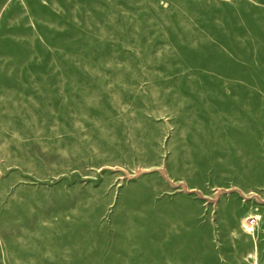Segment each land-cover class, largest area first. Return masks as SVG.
I'll return each instance as SVG.
<instances>
[{"label":"rangeland","instance_id":"obj_1","mask_svg":"<svg viewBox=\"0 0 264 264\" xmlns=\"http://www.w3.org/2000/svg\"><path fill=\"white\" fill-rule=\"evenodd\" d=\"M0 264H264V0H0Z\"/></svg>","mask_w":264,"mask_h":264}]
</instances>
